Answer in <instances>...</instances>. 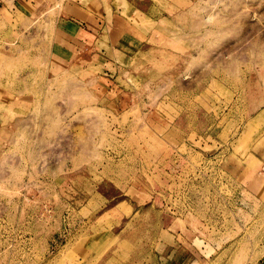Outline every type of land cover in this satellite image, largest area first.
<instances>
[{"label":"rangeland","instance_id":"1","mask_svg":"<svg viewBox=\"0 0 264 264\" xmlns=\"http://www.w3.org/2000/svg\"><path fill=\"white\" fill-rule=\"evenodd\" d=\"M64 3L0 0V264H264V0Z\"/></svg>","mask_w":264,"mask_h":264},{"label":"crops","instance_id":"2","mask_svg":"<svg viewBox=\"0 0 264 264\" xmlns=\"http://www.w3.org/2000/svg\"><path fill=\"white\" fill-rule=\"evenodd\" d=\"M64 1L66 3H64ZM108 0H89L88 2H86V0H72L70 2V0H63V3L65 4L66 7H68V3H71L74 7L77 6V8L74 10L76 11V15L72 16V17H68L67 16H63L62 19L57 20L56 24L58 27H60V29L63 33H65V31L70 32L71 35H73V37L78 38L79 36H81V34H83L85 28H87V25H84L83 22H85L84 20H82V16H84V18H89L86 15L91 16L93 11H97L98 13V19L97 22L100 21V23H98L97 25L99 27L102 26H107L110 25L112 22V19L110 18L112 16V13L110 14L109 11H114L113 8H111L110 4L107 3ZM68 2V3H67ZM85 2V3H84ZM124 3V2H123ZM111 8L110 10H107L108 8ZM83 12H86V14L84 15ZM108 12V14H107ZM119 13H122V8L119 7ZM102 17V19H101ZM106 17H109L108 19ZM81 20V21H80ZM87 19V22L88 23ZM96 25V24H95ZM74 42V41H73ZM72 49H68V53L69 55L65 54L64 50H61L60 48H56V52L58 54L59 57L63 58V59H69V58H73L77 52V50H82L81 48L79 49L78 46H75Z\"/></svg>","mask_w":264,"mask_h":264}]
</instances>
